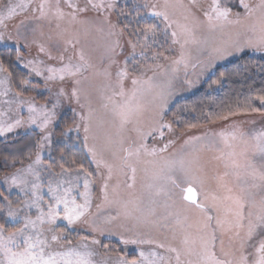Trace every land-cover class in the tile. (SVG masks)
Returning a JSON list of instances; mask_svg holds the SVG:
<instances>
[{
  "label": "snow or ice",
  "instance_id": "1",
  "mask_svg": "<svg viewBox=\"0 0 264 264\" xmlns=\"http://www.w3.org/2000/svg\"><path fill=\"white\" fill-rule=\"evenodd\" d=\"M257 59L264 0H0V264H264Z\"/></svg>",
  "mask_w": 264,
  "mask_h": 264
},
{
  "label": "trees",
  "instance_id": "2",
  "mask_svg": "<svg viewBox=\"0 0 264 264\" xmlns=\"http://www.w3.org/2000/svg\"><path fill=\"white\" fill-rule=\"evenodd\" d=\"M251 59L250 55H246L244 60H235L232 61L224 66H221L217 69V71H234L236 69V66L238 64H241L247 60ZM254 63L257 64V67H253L250 71V73L248 74V78L246 80L237 78V77H233V82L232 84L229 85H225L223 91H221L218 94V99H225L227 96L233 95L235 92H239V91H247V86L249 84L253 85V87H260L261 86V82L264 81V71H260L258 70V65L260 63H264L263 60H259L257 59L256 61H254ZM204 93V88L201 87L199 88L194 94H192L190 97H187L185 99H182L180 101H178V103L176 102L174 104L173 110H175V107H179V105L181 104H193L196 101L200 100L203 96ZM185 116H188L189 114L185 113L183 114ZM74 136V135H73ZM70 144L72 142H69ZM79 144L75 145V148L73 149L78 150L79 149ZM53 155H58V153L54 152Z\"/></svg>",
  "mask_w": 264,
  "mask_h": 264
},
{
  "label": "rangeland",
  "instance_id": "3",
  "mask_svg": "<svg viewBox=\"0 0 264 264\" xmlns=\"http://www.w3.org/2000/svg\"><path fill=\"white\" fill-rule=\"evenodd\" d=\"M5 2H7V0H5ZM248 55H250L251 56V54H248ZM235 60H237L236 58H230L228 61H225V62H222L220 65H218V68L219 67H221V66H224V65H226V64H228V63H230V62H232V61H235ZM264 61V60H263ZM198 90V89H197ZM197 90H194L193 92H190V93H185L184 94V98H178V101H180V100H182V99H185V98H187V97H190L192 94H194ZM176 103V101H174L173 102V104H175ZM234 119H236V120H243V119H245L244 117H235ZM213 128H218V127H220V125H213L212 126ZM74 136H75V134H73ZM73 236H75L76 235V231H73ZM80 234H84L82 231H80ZM113 243L115 244L116 243V241H115V239L113 238Z\"/></svg>",
  "mask_w": 264,
  "mask_h": 264
}]
</instances>
